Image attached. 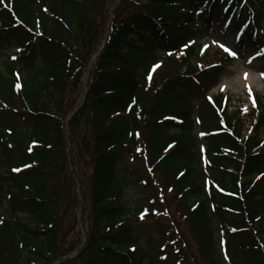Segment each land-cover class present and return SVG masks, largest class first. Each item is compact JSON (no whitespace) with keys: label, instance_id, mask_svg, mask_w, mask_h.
Wrapping results in <instances>:
<instances>
[{"label":"trees","instance_id":"trees-1","mask_svg":"<svg viewBox=\"0 0 264 264\" xmlns=\"http://www.w3.org/2000/svg\"><path fill=\"white\" fill-rule=\"evenodd\" d=\"M211 22L264 60V0L0 4V264H264V98L246 113L208 95L221 65L190 61ZM170 192L195 257L153 220Z\"/></svg>","mask_w":264,"mask_h":264},{"label":"rangeland","instance_id":"rangeland-1","mask_svg":"<svg viewBox=\"0 0 264 264\" xmlns=\"http://www.w3.org/2000/svg\"><path fill=\"white\" fill-rule=\"evenodd\" d=\"M202 33V36L195 44V47L197 46L198 48L199 54L195 59H192L190 63L196 69H198V72H200L202 69L208 68L211 65H221V72L217 85L209 91L208 95L214 96L218 92L222 93L225 97H228L231 100L229 110L247 109L246 113H248V110L250 109L249 106L251 105L252 98L254 96L259 95L264 98V61L260 57H256L246 46L240 48L237 47L235 42V38L237 37L235 36L234 31L230 29L228 30V33L224 35L221 25L218 22H211L209 27L202 26ZM221 44H223L224 47L228 48L235 55H229L228 52L224 51V49L220 47ZM13 51V47H7L1 51L0 62L5 56H9L14 53ZM185 53L186 48H182L177 54L174 55L175 61L166 60L167 56L162 58L160 63L154 65L151 68L149 81L153 82L154 86H157L166 75L177 70L181 59L185 58ZM180 69L183 71L182 68ZM82 97L83 96H80L81 99ZM78 98L76 99L78 100ZM197 101L198 99L195 95L190 98V103L194 107L191 115V119L194 121L192 134L195 138L200 139L199 144H201L204 141L201 137L203 128L197 121L198 111L195 109ZM204 123L205 122H203V124ZM206 124L208 123H205V125ZM253 126L254 123L248 121L243 135H248V132L251 131ZM260 138L261 146L264 150V128L261 130ZM133 165L135 168L144 172V174L149 175V173L146 171V169H148L147 160L143 156L137 157ZM152 177L153 180H155L154 174ZM159 192L160 191H158V193ZM172 195V192L167 194L161 193L160 201L156 198V203L160 207V211H163V213H155L156 216H154L153 220L158 221L160 225H166L168 227H172L171 221H173L174 226L177 225V228H175L177 229V233L183 237V240L182 238H180V240L184 249L190 251V253L195 257V244L188 235L186 227L182 224V219L180 218V205L177 204L176 199L174 201L171 200ZM5 206L6 205L3 204V208ZM158 206L157 208L159 209ZM77 218L78 222H80V215ZM146 223H151L150 226L152 229L150 228L149 231L153 239L152 241L154 244H156L161 239V236L155 231L156 229L152 220H147ZM176 244L177 246L178 244L180 245L178 242ZM75 253L76 251L72 256H74Z\"/></svg>","mask_w":264,"mask_h":264},{"label":"snow or ice","instance_id":"snow-or-ice-1","mask_svg":"<svg viewBox=\"0 0 264 264\" xmlns=\"http://www.w3.org/2000/svg\"><path fill=\"white\" fill-rule=\"evenodd\" d=\"M4 3V0H0V4H3ZM221 48L224 49V51L228 52L229 55H235L233 52H231L228 48L224 47L223 44L220 45ZM13 59H15V57H13ZM158 66V65H157ZM149 78H150V75H149ZM223 90V89H222Z\"/></svg>","mask_w":264,"mask_h":264}]
</instances>
